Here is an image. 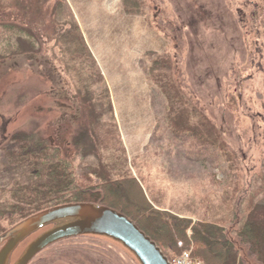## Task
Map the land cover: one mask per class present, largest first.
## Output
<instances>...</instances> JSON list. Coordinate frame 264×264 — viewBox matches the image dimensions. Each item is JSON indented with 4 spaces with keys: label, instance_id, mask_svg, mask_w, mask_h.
Listing matches in <instances>:
<instances>
[{
    "label": "rangeland",
    "instance_id": "obj_1",
    "mask_svg": "<svg viewBox=\"0 0 264 264\" xmlns=\"http://www.w3.org/2000/svg\"><path fill=\"white\" fill-rule=\"evenodd\" d=\"M0 1L1 24H20L29 1L31 30L41 35L37 54L0 61V189L45 182L6 157L13 135H32L61 150L77 183L94 190L133 176L157 210L223 227L245 264H257L235 231L250 220L264 228V0H141L131 14L121 0H65L66 18L72 12L86 30L115 85L114 95L105 78L110 99L97 84L79 90L65 70L56 0ZM10 196L0 193L1 212ZM8 226L0 213V236ZM84 237L34 264H71L67 255L79 264H139L112 240Z\"/></svg>",
    "mask_w": 264,
    "mask_h": 264
},
{
    "label": "trees",
    "instance_id": "obj_2",
    "mask_svg": "<svg viewBox=\"0 0 264 264\" xmlns=\"http://www.w3.org/2000/svg\"><path fill=\"white\" fill-rule=\"evenodd\" d=\"M1 3L3 2L0 1V9ZM121 3L123 10L128 14L139 12L143 7L141 0H121ZM29 9V1L22 3L25 17L20 24L0 23V61L18 55L37 54L36 46L41 35L31 30V25L34 24L27 17ZM51 15L56 21V16L64 19V28L58 34L55 33L58 35L57 45L61 44L65 48L63 64L65 70L77 76L78 89H89L91 85L97 84L102 86L110 99L105 77L74 14L71 12L66 18V1L56 0L51 8ZM69 18L71 20H66ZM66 55L69 57L68 65ZM159 64L158 59L153 62L151 77L154 76L152 72L158 70ZM164 67H167V64ZM161 88L166 90L168 85ZM35 138L32 135L17 133L10 139L11 149L6 151L9 167L28 166L34 176L46 179L34 187H16L15 184L12 188L3 191L0 189V193L11 194L12 199L16 196L15 200L7 201L12 204L5 212L0 211L1 216L9 221L6 230L55 206L101 203L131 219L171 261L193 244L194 254L205 264H245L242 257H239L236 244L228 237L223 227L204 221L193 224L190 219H182L169 212L157 210L133 176L120 178L115 183H104L94 190L85 187L75 181L70 164L63 159L59 148L51 147ZM259 205L264 207V196ZM235 235L238 242L247 249L249 256L254 258L257 264H264V228L250 220L237 229Z\"/></svg>",
    "mask_w": 264,
    "mask_h": 264
},
{
    "label": "water",
    "instance_id": "obj_3",
    "mask_svg": "<svg viewBox=\"0 0 264 264\" xmlns=\"http://www.w3.org/2000/svg\"><path fill=\"white\" fill-rule=\"evenodd\" d=\"M36 234L14 264H29L46 248L68 238L84 236L102 237L122 245L139 264H171L131 219L101 203L59 205L16 224L0 236V264H11L18 248Z\"/></svg>",
    "mask_w": 264,
    "mask_h": 264
},
{
    "label": "flooded vegetation",
    "instance_id": "obj_4",
    "mask_svg": "<svg viewBox=\"0 0 264 264\" xmlns=\"http://www.w3.org/2000/svg\"><path fill=\"white\" fill-rule=\"evenodd\" d=\"M78 238H85V237H72V238H68V239H65V240H62V241H60V242H58V243H56V244H54V245H52V246H50V247H48V248H46L45 250H43L42 252H40L29 264H34V262L38 259V258H40V256L41 255H43V254H47L48 256H49V254L50 253H52L53 254V251L55 250V248L56 249H58V248H60L61 246V244L63 243V242H67V241H71V240H75V239H78ZM53 250V251H52ZM52 251V252H51ZM50 252V253H49ZM77 252H75V254H76ZM83 254V256L82 257H86V255H88V253H82ZM73 256H75V255H73ZM51 258H54V257H50V258H47V260L49 261ZM57 259H63V257H62V255H61V257H56ZM64 259H66V262H68V263H71V264H79V261H77L74 257L73 258H70V256L69 255H67ZM52 260V259H51ZM86 260H88L89 262H91V263H93V264H96V262H92L90 259H88V258H86ZM54 261L55 260H52V263H54ZM98 263L99 264H110V262H107L105 259H100V260H98ZM42 264H44V261L42 262ZM49 264V263H48ZM51 264V263H50Z\"/></svg>",
    "mask_w": 264,
    "mask_h": 264
},
{
    "label": "built area",
    "instance_id": "obj_5",
    "mask_svg": "<svg viewBox=\"0 0 264 264\" xmlns=\"http://www.w3.org/2000/svg\"><path fill=\"white\" fill-rule=\"evenodd\" d=\"M171 264H205L202 259L197 257L193 250H185L178 257L171 261Z\"/></svg>",
    "mask_w": 264,
    "mask_h": 264
},
{
    "label": "crops",
    "instance_id": "obj_6",
    "mask_svg": "<svg viewBox=\"0 0 264 264\" xmlns=\"http://www.w3.org/2000/svg\"><path fill=\"white\" fill-rule=\"evenodd\" d=\"M84 36H86L87 34H86V30H84ZM86 38V37H85ZM89 44V43H88ZM90 46V45H89ZM91 48V47H90ZM91 50H92V48H91ZM93 51V50H92ZM136 54H138V52H136ZM97 60V59H96ZM98 61V60H97ZM100 62V63H99ZM98 63H99V65H100V68H101V70H102V73H103V75L105 76V78H106V80H107V82H108V85H109V88H110V91L112 92V94H114L115 95V85L113 84V82H109V79H107V74H108V72L107 71H105V69H104V67H106V66H104L103 65V62L102 61H99ZM107 72V73H106ZM139 78L140 79H143V77H142V74H141V72L139 73ZM145 82V81H144Z\"/></svg>",
    "mask_w": 264,
    "mask_h": 264
}]
</instances>
